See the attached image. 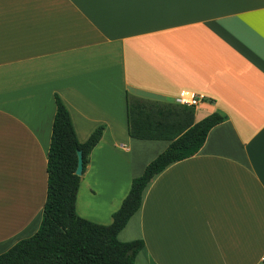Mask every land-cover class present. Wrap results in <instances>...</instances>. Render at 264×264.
<instances>
[{
  "label": "crops",
  "instance_id": "1",
  "mask_svg": "<svg viewBox=\"0 0 264 264\" xmlns=\"http://www.w3.org/2000/svg\"><path fill=\"white\" fill-rule=\"evenodd\" d=\"M181 92L225 119L117 237L143 240L135 264H264V0H0V254L41 223L55 95L79 142L104 126L76 212L109 225L169 143L129 136L127 94Z\"/></svg>",
  "mask_w": 264,
  "mask_h": 264
},
{
  "label": "trees",
  "instance_id": "2",
  "mask_svg": "<svg viewBox=\"0 0 264 264\" xmlns=\"http://www.w3.org/2000/svg\"><path fill=\"white\" fill-rule=\"evenodd\" d=\"M55 114L47 153L46 199L41 223L30 237L0 254V264H135L144 248L141 239L122 242L118 233L140 208L148 183L168 165L198 152L211 128L225 117L214 112L194 122L195 106L127 94V128L131 138L168 141L166 149L132 179L127 196L112 214L109 225L90 222L76 212V199L89 155L101 139L104 126L89 138L77 140L69 112L55 95ZM83 171L75 174L77 152Z\"/></svg>",
  "mask_w": 264,
  "mask_h": 264
},
{
  "label": "built area",
  "instance_id": "3",
  "mask_svg": "<svg viewBox=\"0 0 264 264\" xmlns=\"http://www.w3.org/2000/svg\"><path fill=\"white\" fill-rule=\"evenodd\" d=\"M199 97L191 92H181L179 95V102L187 105H196L199 102ZM264 261V259H263Z\"/></svg>",
  "mask_w": 264,
  "mask_h": 264
},
{
  "label": "water",
  "instance_id": "4",
  "mask_svg": "<svg viewBox=\"0 0 264 264\" xmlns=\"http://www.w3.org/2000/svg\"><path fill=\"white\" fill-rule=\"evenodd\" d=\"M83 171V165H82V154L81 151L77 152V167L75 170V174L77 176H81Z\"/></svg>",
  "mask_w": 264,
  "mask_h": 264
},
{
  "label": "rangeland",
  "instance_id": "5",
  "mask_svg": "<svg viewBox=\"0 0 264 264\" xmlns=\"http://www.w3.org/2000/svg\"><path fill=\"white\" fill-rule=\"evenodd\" d=\"M138 177V176H137ZM40 226V225H39Z\"/></svg>",
  "mask_w": 264,
  "mask_h": 264
}]
</instances>
